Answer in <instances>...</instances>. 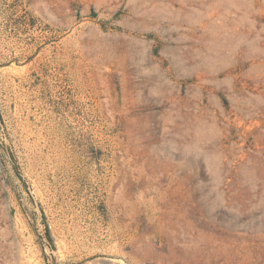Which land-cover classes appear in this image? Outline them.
I'll use <instances>...</instances> for the list:
<instances>
[{"label": "rangeland", "instance_id": "rangeland-1", "mask_svg": "<svg viewBox=\"0 0 264 264\" xmlns=\"http://www.w3.org/2000/svg\"><path fill=\"white\" fill-rule=\"evenodd\" d=\"M0 264H264V0H0Z\"/></svg>", "mask_w": 264, "mask_h": 264}]
</instances>
